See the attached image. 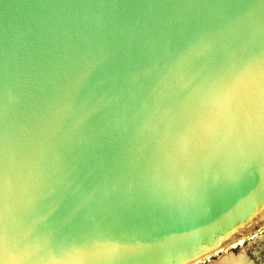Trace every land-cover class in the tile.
Segmentation results:
<instances>
[{"label":"water","instance_id":"water-1","mask_svg":"<svg viewBox=\"0 0 264 264\" xmlns=\"http://www.w3.org/2000/svg\"><path fill=\"white\" fill-rule=\"evenodd\" d=\"M264 223V0H0V264H193Z\"/></svg>","mask_w":264,"mask_h":264},{"label":"rangeland","instance_id":"rangeland-1","mask_svg":"<svg viewBox=\"0 0 264 264\" xmlns=\"http://www.w3.org/2000/svg\"><path fill=\"white\" fill-rule=\"evenodd\" d=\"M232 258H243L248 264H264V223L258 230L244 236L242 244L228 246L220 254L211 255L199 264H222Z\"/></svg>","mask_w":264,"mask_h":264},{"label":"bare ground","instance_id":"bare-ground-1","mask_svg":"<svg viewBox=\"0 0 264 264\" xmlns=\"http://www.w3.org/2000/svg\"><path fill=\"white\" fill-rule=\"evenodd\" d=\"M243 239H244V236H243V237H240L238 240H236V241H234V242H231L228 246H230V247H236V246L242 244ZM228 246H227V247H228ZM223 250H224V249H220V250L214 252V253L211 254V255H218V254H220ZM206 258H207V257H206ZM204 259H205V258H204ZM201 261H202V260L197 261V262H194L193 264H199ZM222 264H248V263H247V261H245L243 258H240L239 260H238V259H234V258H232V259H228V260L222 262Z\"/></svg>","mask_w":264,"mask_h":264}]
</instances>
